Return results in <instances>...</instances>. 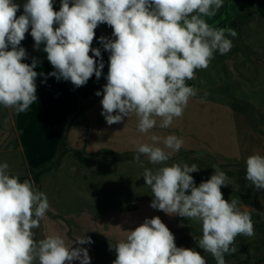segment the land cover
<instances>
[{"label":"clouds","instance_id":"1","mask_svg":"<svg viewBox=\"0 0 264 264\" xmlns=\"http://www.w3.org/2000/svg\"><path fill=\"white\" fill-rule=\"evenodd\" d=\"M223 4L224 0H71L70 6V0H61L55 11L53 0H26L17 17L21 5L0 0V105L20 114L37 101L38 61L22 62L27 52L20 47L29 28L34 47L44 45L55 69L47 75L78 88L93 74L97 80L102 75V59L98 63L93 58L101 57V51L91 45L94 30L106 23L115 39L100 37L110 53L101 115L108 125L135 117L142 134L157 125L169 128L197 95L186 81L195 79L196 70L207 69L215 52L224 55L233 47L229 37L235 38L236 30L206 20ZM149 139L151 143H132L133 159L141 167L142 157L165 165L144 168L142 177L154 197L150 207L198 222L202 235L194 237L197 246L216 264H226L225 254L237 251L236 237L255 235L250 214L238 206L239 198H223L221 186L228 185V176L213 166L214 174L197 187L190 175L199 171L196 164H167L183 147V139L175 134H152ZM245 165V179L254 190H264V155L248 156ZM49 209L46 194L31 179L21 182L10 174L7 162L0 163V264H90L88 249L73 244H91V237L78 236L71 246L58 233L45 231L44 238L35 239L33 229L41 227ZM112 249L113 264H206L199 251L177 247L158 216L127 231L115 245L110 243Z\"/></svg>","mask_w":264,"mask_h":264},{"label":"rangeland","instance_id":"2","mask_svg":"<svg viewBox=\"0 0 264 264\" xmlns=\"http://www.w3.org/2000/svg\"><path fill=\"white\" fill-rule=\"evenodd\" d=\"M258 2L224 0L223 7L217 14L210 19L206 18L213 25L227 17L223 27L234 28L237 36L229 37L233 47L227 54L220 55L218 51L215 52L207 69L196 70L199 77L189 81L195 89L201 91L200 95L203 97L233 110L256 115L260 113L264 118V5ZM55 6L53 0V8L58 11ZM260 7H263L261 12ZM101 27L108 34L113 32L106 23H101ZM242 61L249 63L251 68L255 64L260 67L254 69L259 72L258 75L256 73V77H259L256 78V83L247 86L249 94L246 92V84H240V88H236L233 78L237 63ZM0 107L2 109V105ZM129 156L125 155L124 159ZM116 158L119 160L107 157L93 165L76 163L75 155L61 154L49 164L36 167L25 159L14 144L0 147V163L7 162L10 174L19 176L21 182L24 179H38L37 182L33 181L34 186L46 194L50 203L45 221H42L40 228L33 229L35 239L44 238L45 231L48 234L58 233L71 246L78 236L91 237V244H73V247L88 249L90 264H113L116 252L114 249L110 250V243H117L115 236L119 232V221L116 222L119 209L128 203L152 202L154 197L142 177L144 168L165 166L153 165L142 159L144 167H141L131 156V160ZM174 163H187L189 166L196 164L199 167V171L190 173L197 187L214 174L213 166H218L226 173L229 180L227 186H221L223 198L230 201L231 198L238 197V206L250 214L255 230L253 237H236L237 251L234 254H225L226 264H264V190H254L250 182L239 174L241 169L230 162L216 164L209 157L188 155ZM156 216L173 233L177 247L196 251L200 249L194 237H200L202 230L196 221L176 215L169 216L158 209L150 211L144 206L135 216L137 219L134 222L138 227L145 219ZM200 250L206 264H216L211 254ZM72 264H79V261H73Z\"/></svg>","mask_w":264,"mask_h":264},{"label":"crops","instance_id":"3","mask_svg":"<svg viewBox=\"0 0 264 264\" xmlns=\"http://www.w3.org/2000/svg\"><path fill=\"white\" fill-rule=\"evenodd\" d=\"M258 1L259 4L264 5V0ZM14 2L21 5L17 12L18 17L23 14V4L26 0H14ZM54 2L59 11L61 0ZM259 9L261 12L263 7ZM94 32L91 47L99 48L101 57L93 58L98 63L102 59L104 68L99 80L93 74L84 86L78 88L70 81L63 79L58 81L55 77L47 75L55 69L48 61L47 53L43 51V44L37 50L34 47V40L28 42L25 38L21 41L20 47L25 48L27 52V58L22 62L31 64L33 58L38 61V66L34 69L38 73L37 101L27 112L20 114L4 106L2 109L0 107V147L14 144L25 159L36 167L49 164L61 154L75 155L76 163L96 165L107 157H113L114 160H119L116 157L131 160L136 148L132 143L133 140L151 143L149 137L152 134L161 136L175 134L183 139L184 145L167 164L183 160L188 155H198L214 159L216 164L222 161L230 162L241 169L239 174L245 178L246 158L257 152L264 155V118L259 112L256 115L233 110L203 97L200 95L201 91L197 90V95L189 100L183 116L176 119L169 128L161 129L157 125L148 134H142L137 130L135 117L129 119L125 117L121 123L108 125L101 115L103 111L101 100L103 87L107 83L110 53L103 48L100 37L112 40L115 37L112 33L108 34L101 24ZM89 55L92 56V52ZM251 67L249 63L238 62L237 70L233 74L236 88H240V84H246L247 94H249L247 86L251 83L255 84L256 78H259L256 77L259 72L254 69L260 67L256 64ZM198 77V73L195 72V79ZM186 83L193 87L192 82L186 81ZM97 91L101 92L100 96L95 95ZM125 155H130L131 158L129 156L128 159H124ZM150 204L151 201L141 204L128 203L119 209L116 221H119L117 225L119 232L115 236L117 242L126 237L127 231L137 227L134 222L137 219L135 216L144 206L153 211Z\"/></svg>","mask_w":264,"mask_h":264},{"label":"trees","instance_id":"4","mask_svg":"<svg viewBox=\"0 0 264 264\" xmlns=\"http://www.w3.org/2000/svg\"><path fill=\"white\" fill-rule=\"evenodd\" d=\"M226 19H227V17H226ZM226 19H225L224 21L221 22V25H220L219 27H223V26L225 25V21H226ZM213 26H216V24L213 25ZM217 27H218V26H217ZM30 32H31V28H29V31L26 33V40H27L28 42H32V41H33V38H32V36L30 35ZM33 181H34V182H37V179H34ZM198 251L201 253V250H200V249H199Z\"/></svg>","mask_w":264,"mask_h":264},{"label":"water","instance_id":"5","mask_svg":"<svg viewBox=\"0 0 264 264\" xmlns=\"http://www.w3.org/2000/svg\"><path fill=\"white\" fill-rule=\"evenodd\" d=\"M225 19H226V17H225V18H223V19H222V21H224ZM222 21H219V22H217V23H216V26H218V27H219V26L221 25V22H222Z\"/></svg>","mask_w":264,"mask_h":264},{"label":"flooded vegetation","instance_id":"6","mask_svg":"<svg viewBox=\"0 0 264 264\" xmlns=\"http://www.w3.org/2000/svg\"><path fill=\"white\" fill-rule=\"evenodd\" d=\"M226 21H227V19H226ZM226 21H225V23H226ZM217 22H218V21H216L213 25H215Z\"/></svg>","mask_w":264,"mask_h":264}]
</instances>
